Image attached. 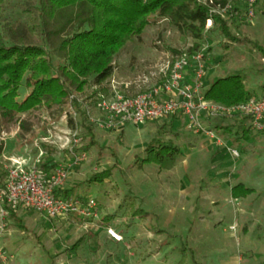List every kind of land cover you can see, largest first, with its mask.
<instances>
[{
    "label": "rangeland",
    "instance_id": "1",
    "mask_svg": "<svg viewBox=\"0 0 264 264\" xmlns=\"http://www.w3.org/2000/svg\"><path fill=\"white\" fill-rule=\"evenodd\" d=\"M35 2L6 0L4 22L15 27L29 24L30 15L26 13V8ZM233 3L236 8L242 9L244 15H233ZM231 4L223 18L228 19L229 28L240 41L232 43L219 31L208 32L200 52L210 65L209 81L242 73L246 77V87L262 97L264 57L259 49L264 48V0L254 7L253 17L246 15V0H233ZM192 45L191 37L170 26L167 20L160 19L149 25L142 37L128 43L115 58L114 73L107 82L114 77L118 87L129 96L147 92L166 79L168 65L176 57L182 54L189 56L188 49ZM95 90L98 89L93 87L78 96L87 101L90 113L94 112L92 118L96 119L100 117L96 109L98 96L95 98L93 95ZM44 110L20 117L29 129L21 126L19 118L9 120L0 115V142L6 144V153H13L17 147L19 153L36 154L41 144L46 142L44 138L51 135L56 141L49 143L54 148L53 156L60 163L68 160L70 156L62 153L68 150L64 147L72 144L67 142L72 138L67 133L71 130L69 113L64 115L65 111L59 106ZM43 120L49 121L48 125L43 124ZM76 120L81 122V116L77 115ZM177 125L183 127L182 122ZM152 126L153 123H128L122 131L100 129L95 123L96 144L89 151L84 150L87 159L79 168L75 167L70 176L78 196L94 198L99 202V218L82 221L48 218L39 210L20 206L16 208L24 225L20 227L7 219V214L3 217L0 208V248L5 252L0 264H219L222 258L229 257L234 262L239 254L244 257L240 264H264V240L258 241L259 232L250 235L256 238L251 246L253 252L246 250L244 244L237 246L234 238L232 245H224L226 240L221 232L212 234L208 231L210 242L202 249V258L198 257L199 251H193L187 244L193 236V231L189 230L193 225L192 214L199 215L201 210L207 211L208 208L216 213L225 211L233 215L238 203L235 200L237 197H232L229 190L219 194V204L208 202L204 195L199 200L200 180L206 182L218 178L229 185L240 179L250 181V177H256L264 182L262 136L256 137L258 135L251 133L243 138V142L236 144L235 147L241 150L239 158L228 155L216 159L211 152L206 155L195 151L188 166L182 161V154L177 158L176 169L168 172L159 163L145 160L148 157L146 149L154 139L166 141L170 137L175 140V136L170 132L167 135L158 133L152 130ZM167 129L171 131L169 127ZM79 131L84 136L83 128ZM88 140L83 138L78 147L87 145ZM0 162L4 166L9 164L4 155L0 157ZM105 169L112 170L109 178L90 181L95 172ZM194 184L197 187L195 192L192 191ZM215 190L217 195L219 192ZM186 194L190 197L184 198ZM138 208L144 209L145 214L134 215V210ZM170 210H174L176 215L171 217ZM147 212L151 215H146ZM101 213L105 215L104 219ZM213 220L210 217V221ZM197 221L194 220L195 223ZM109 227L120 229L121 241L107 240ZM175 229L179 232L175 233ZM261 234L264 238V233ZM224 248L227 250L224 251Z\"/></svg>",
    "mask_w": 264,
    "mask_h": 264
},
{
    "label": "trees",
    "instance_id": "2",
    "mask_svg": "<svg viewBox=\"0 0 264 264\" xmlns=\"http://www.w3.org/2000/svg\"><path fill=\"white\" fill-rule=\"evenodd\" d=\"M232 1L36 0L26 8L30 23L15 27L4 22L6 0H0V115L9 120L19 118L21 126L29 129L26 122L20 120L22 115L52 109L54 106L62 107L64 115L69 113L70 128H83L85 134H80L81 141L83 138L89 139L87 145L76 147V150L89 151L96 144L95 123L90 120L93 115L89 111L91 107L78 94H84L94 87L98 89L93 94L95 98L98 96L96 100L102 94L107 95V80L114 73L115 58L128 43L142 37L145 29L160 19L167 20L170 26L193 39V45L188 49L189 56L200 51L208 32L219 31L232 43L239 42L240 38L229 28L228 19L223 18L224 13L216 11L230 5ZM234 5L233 15H244L242 9ZM209 20L212 26L208 25ZM259 50L264 57V48ZM204 97L233 106L251 97L264 96L260 97L249 90L246 77L238 73L216 78L204 90ZM73 111L81 116V122L73 118ZM233 117L237 118L235 124L217 125L216 130L235 147L255 130L249 125L250 116ZM261 132L264 133L257 131ZM43 146L45 150L48 149L45 143ZM4 149L5 143L0 142V157ZM146 151L148 157L145 160L159 163L163 168L172 166L180 153L179 147L173 142L158 139H154ZM44 158L38 165L49 174L57 163L52 155ZM111 175L112 170L105 169L95 172L90 181H101ZM7 176L8 170L0 162L1 187ZM250 191L243 183L232 189L235 197L246 196ZM73 193L71 189H64L58 195L68 198ZM5 208L7 219L24 227L16 208L9 205H5ZM133 213L145 214V211L136 209ZM69 219L83 220L77 215Z\"/></svg>",
    "mask_w": 264,
    "mask_h": 264
},
{
    "label": "built area",
    "instance_id": "3",
    "mask_svg": "<svg viewBox=\"0 0 264 264\" xmlns=\"http://www.w3.org/2000/svg\"><path fill=\"white\" fill-rule=\"evenodd\" d=\"M213 3L214 0H205ZM246 14L254 16V7L259 0H246ZM225 8L216 9L224 13ZM212 21H208L210 26ZM191 68L193 78L187 81V69ZM166 79L149 91L129 96L118 87L114 77L108 82L109 94H102L97 109L102 117L92 118L100 128L108 130L121 129L128 123L140 124L148 120H159L181 112L187 120L188 130L204 134L220 146H226L230 153L240 157L239 149L226 143L218 131L206 121V118L232 117L236 115L250 116L249 125L255 131H264V97H251L249 100L233 106L205 99L204 82L207 74L205 55L198 51L191 57L182 54L168 65ZM76 119L77 113L72 112ZM80 129L74 128L67 133L72 136L67 139L71 145L68 149L70 156L67 161L57 164L49 174L41 170L38 164H30L27 159L7 158L9 164L5 167L8 176L4 186H0V208L3 217L7 214L5 205L18 208L20 206L41 211L48 218H70L73 215L83 219L99 218L96 199L81 197L77 194L65 198L58 195L69 181L70 173L75 167L87 159V152L76 150L81 143ZM47 143H56L51 137H45ZM40 150L39 156L44 155ZM40 162V160H39ZM38 162V163H39ZM107 234L115 241H121L123 236L113 227L107 228ZM5 258V252L0 248V259Z\"/></svg>",
    "mask_w": 264,
    "mask_h": 264
},
{
    "label": "crops",
    "instance_id": "4",
    "mask_svg": "<svg viewBox=\"0 0 264 264\" xmlns=\"http://www.w3.org/2000/svg\"><path fill=\"white\" fill-rule=\"evenodd\" d=\"M259 2H260V0H259ZM205 60H206V58H205ZM206 66H207V74H206V78H205V82H204L203 91L206 89V87L208 85H210L212 83L209 81L210 65H209V62H207V60H206ZM186 78H187V81L191 82V80L193 78V72H192L191 68L187 69ZM109 92L110 91L108 89L106 94H109ZM43 110L44 109H42V112H43ZM97 112L99 114L98 116L102 117L103 114L101 115V112L98 109H97ZM45 118H47V120L49 119L48 117H45ZM217 118H215V119L214 118H206V121L208 122V124H210L215 129H217L216 128L217 125H219V126H225V125H230V124L233 125L237 121L236 120L237 118L236 117L234 118L233 116L232 117H220V118L217 117ZM46 121L43 120L42 123L43 124L49 123V121L48 122H46ZM180 122H182V126H183L182 128H181V126L177 125ZM144 123H147V124L153 123L154 126H152V130L158 131V133L163 132V133H165V135H167L170 132L175 136L176 141L173 140L172 138L168 137L169 140L166 139V141H162V142L171 141L176 146L179 147L180 153H179L178 157L183 156L182 154H184L182 161L185 163V166H188V161L190 160L192 154L195 151H197L201 154H206V155H208L209 152H211V154H213L216 159L222 158V157L228 156V155L233 156L232 154H230V151L226 148V146L218 145L214 140L210 139L209 137H207L204 134L194 133V132L188 130L187 125H186L187 124L186 117L181 112H178L175 115H172V116L160 119V120H154V121L148 120ZM168 127L170 128L171 131H169L167 129ZM123 128H121L122 131H123ZM220 130H221V132L223 131V129H219V131ZM253 133H255V136L258 135L256 137L262 136L261 139H264V133H262V132L261 133L253 132ZM48 136L51 137V135H48ZM226 142L228 145L232 146L230 141H228L227 139H226ZM43 143H45V145L48 147L47 150H45ZM43 143L41 144L38 152L36 154H33V155L29 154L28 152H26L24 154L22 152L19 153L16 151L17 147L13 153L8 154V153H6V144H5V149L3 151V155L6 158H12V157H14L15 159L16 158H21V159L24 158V159H27L30 164H38L39 160L43 161L45 159L44 157L49 156V155L53 156L52 151L54 150V148L52 147V145L49 143H46V142H43ZM40 150H43L45 152L44 155L41 157L39 156ZM55 151L58 154L60 153L58 150H55ZM239 151H241V150H239ZM64 154L68 155V150H65V153H62V155H64ZM53 159L55 160L54 161L55 163H57V164L60 163V162H58V160L54 156H53ZM223 163L224 162H222V164ZM177 164H178V161L176 160V162L172 166L167 167L168 172H173L171 170L176 169ZM79 166H77V167L79 168ZM221 168H223V167H221ZM263 168H264V166H263ZM73 171H75V169ZM78 173H80V171H78ZM249 179H251V180L248 181L245 179H240L239 182L238 181H237V183L230 182L229 185H225L224 181H222L218 178H212L206 182H205V180H200L199 183L200 184L202 183V185L199 184L200 190H198V199L200 200L202 198L201 196L204 195L207 197L206 200L208 202L212 201L213 204H219V201H220L219 194L221 195L222 193L227 192L228 190H229V192L232 193L231 194V196H232L233 195V192H232L233 187L239 183H243L244 186L247 188H250L251 191L246 196H241V197L235 198V200H237L238 203L234 209L233 215H230L229 213H226L225 211H221V212L218 211L216 213L213 211V209H208V208H207V211L201 210L199 215H197L196 213L192 214L191 220H192L193 225H191V227H189V230L193 231V236L191 239H188L187 244L190 246V248L193 251L194 250L199 251L198 252L199 258L204 257L203 254L201 255V251L204 247L207 246L208 242H210L209 236H208L209 235L208 231H211L210 233L221 232L224 235V238L226 240V242L223 243L224 245H227V246L232 245V241L234 238V239H236V245L237 246H241V244H244V247L246 248V250L252 251V252H253V248L251 246L254 245L256 238L253 239L250 235L259 232L258 241L262 242L264 240V238L261 236L262 235L261 232L264 233V184H263L264 182L258 181L256 179V177H250ZM196 188L197 187L194 184L192 186V191L196 190ZM65 189L73 190V192H74L73 195L78 194L75 191V185L72 183L71 176L69 178V181H68ZM215 189H217L219 192L217 195H215L217 193V191ZM183 197L187 198V197H190V195L186 194ZM97 203H98V208H99V202L97 201ZM147 214L151 215V212H147ZM173 214L176 215V212L174 210L171 212V210H170L169 215H171V217H172ZM104 216L105 215L101 213V218L104 219ZM210 217H213L214 220L210 221ZM187 219H188V217H187ZM196 219L198 220L197 223L194 222V220H196ZM230 219H232L231 222H230ZM196 227L197 228L199 227V228L196 230L195 229ZM117 230H120V229L117 228ZM176 230L177 229H175V233L176 232L178 233L179 231H176ZM158 236H160V235H158ZM106 237H107V240L113 241V239L108 236L107 232H106ZM162 240L160 241V243L162 242ZM160 245L161 244H159V247H160ZM209 245H214V243L213 244L210 243ZM226 250L227 249L224 248V251H226ZM160 253H162V252L160 251ZM243 258L244 257L241 254L237 255V259L234 262L232 260H230V257L227 259L222 258L220 260L219 264H240L241 262H243V260H244Z\"/></svg>",
    "mask_w": 264,
    "mask_h": 264
}]
</instances>
